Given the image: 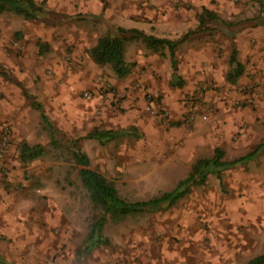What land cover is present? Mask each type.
Returning a JSON list of instances; mask_svg holds the SVG:
<instances>
[{
  "label": "rangeland",
  "instance_id": "obj_1",
  "mask_svg": "<svg viewBox=\"0 0 264 264\" xmlns=\"http://www.w3.org/2000/svg\"><path fill=\"white\" fill-rule=\"evenodd\" d=\"M101 2L106 8L109 5V0ZM203 2L113 0L112 7L116 11L126 6L145 8L148 12L166 8L201 11ZM208 2L219 12L220 18L233 23L256 16L259 9L256 0ZM262 2L264 4V0ZM137 18L147 19L140 14ZM195 18L198 21V13ZM106 20V17L98 22L94 19L85 25L91 26L89 31L104 30L100 33L105 36L108 25L102 23ZM23 25H26L23 18L15 13L0 19L2 63L30 58L27 41L17 39L16 32H11L12 27L21 29ZM185 33L170 37L178 39ZM235 38L209 32L190 36L177 47L176 59L180 67L196 65V74L190 75L195 78L185 81V87L178 90L168 86L163 76L154 75L152 86L157 89L146 86L141 91L142 106L138 110L140 120L145 119V127H137L136 136L120 138L105 147L95 141L80 143L79 148L89 157L90 168L112 181L121 198L140 202L172 192L187 177L193 162L213 157L214 149L224 150L225 158L232 159L254 150L264 141L263 128L258 123L249 128L243 111L254 109L255 98H264V75H261L264 74V49L255 55L248 54L246 48L239 52L245 73L240 82L230 85L225 81V74ZM261 39L264 40L263 35ZM248 45L256 47L252 39ZM140 49L141 54L149 51L139 42L129 43L126 55L137 54ZM163 52L166 57L162 62H167L168 67V50ZM257 56L262 61L260 72L254 71ZM163 66L160 64L161 68ZM17 68L19 72H27L20 66ZM143 71L145 69L140 70ZM258 72L261 79L253 80ZM109 74H112L109 68L100 67L94 78V82L107 86V93L113 88L107 81ZM44 75L54 76L47 69ZM23 77L26 85L29 77L34 80L32 75ZM34 82L38 83V79ZM4 86L0 77V102L8 104L10 100L4 95ZM52 87V91L56 90L54 85ZM87 90L80 92V98H84ZM107 93L100 94L102 109L106 107V110L99 108L94 113L93 129H108V120L119 114L127 118L125 114L129 109L108 106ZM165 98L169 105L164 104ZM43 108L48 119L59 127V112L52 113L46 104ZM0 112L5 115L0 119V129L9 136L0 158V264H246L264 254V150L258 151L253 164L249 161L240 171L241 176L236 171L231 173L229 180L234 185L241 180L243 191L231 193L223 183L225 176L210 175L204 184L193 185L188 195L171 206L163 204L153 211L120 220L107 217L103 235L109 244L81 256L79 249L101 212L79 184L80 168L71 161L66 144L61 142L67 141L68 136L59 134L57 138L62 147L52 148L50 135L43 130L45 113L29 107L26 102L13 108L14 116L4 114L1 107ZM12 120L14 123L9 124ZM241 120V125H237ZM150 121L156 122L157 128ZM22 142L40 144L48 153L21 164L18 146Z\"/></svg>",
  "mask_w": 264,
  "mask_h": 264
},
{
  "label": "crops",
  "instance_id": "obj_2",
  "mask_svg": "<svg viewBox=\"0 0 264 264\" xmlns=\"http://www.w3.org/2000/svg\"><path fill=\"white\" fill-rule=\"evenodd\" d=\"M35 1L37 2V0ZM193 1L195 2L196 0ZM203 1V8H206L216 15L219 13L213 9L212 5H209L210 3L208 1L211 0ZM44 2V7L49 13L48 15L52 14L50 15L51 18L44 16L38 20L23 19L26 25H23L21 29L19 28L13 30L12 27L11 32H23V39L27 41L26 49L29 51L28 55L30 58L26 59L25 57L18 61L8 60V63H2V61H0L1 68L5 74H0L1 79L5 84L2 90L5 92L4 95L10 100L8 104L0 102L2 112L4 114L7 113L8 116L9 113L14 116L13 108L16 105H20L24 102H26L29 107L33 108L31 104H29V100L25 98L23 89L19 86L20 84L28 91L30 95L35 97L36 102L42 108L46 104L47 107L49 106L52 113L56 114L59 112L57 117L59 121V127H56L54 122L49 120L57 130V136H80L74 140L68 139L67 137V141L65 142L60 140L63 144L70 145L74 141H77V145L79 147L82 141H95L84 139L87 134L95 129L113 130L117 132L129 130V132H131L129 135L119 137L118 139L136 136V128L145 127V119L140 120L141 112L138 110V108H141L142 106L141 91L146 86L150 87L151 89H157L154 85L152 86L154 83V75L156 78L163 76V80H167L168 86H170L169 82L172 75L170 62L167 67V62H162L165 57H161L159 54L152 53L150 50L146 54H141L142 51L140 49L137 51V54H130L129 57L125 52V61L128 63H133L134 68L132 72L124 79H118L113 73L109 74L107 81L109 85H112L113 88H111V92L107 93L109 90L105 84L101 83L100 81L94 82V78L99 72L100 67L97 66L87 54V49L94 45L98 38L102 37L103 33L101 34L100 31L104 32V30H99L98 32L96 30L89 31V27L91 26L85 24L89 21H93L94 19L96 22H98L100 18L103 19V17H106V22L102 23V25H108L106 32H109L108 27L111 25L115 28L120 27L124 29L140 30L147 35H153L157 38L176 40L170 36L176 33H187L189 30H194L197 27L198 21L195 16L196 13H198L199 17L202 9L201 11H174L172 8H166L148 12V9L145 10V8L137 9L136 7L129 8L126 6L123 9L120 7L118 11H116L115 7H112L113 0H109V5L107 8L101 4V0H45ZM6 14L0 16V19ZM139 14L147 19H138L137 16ZM4 27L5 25H3L1 28L2 32L6 30ZM261 35L264 36V25H256L241 29L234 40L235 47L238 51V56L239 52L244 50V48L247 49V52L250 55H255L257 52H260L262 49H264V40L261 39ZM250 39H252L253 42L255 41V48H253V45L251 47L248 45V41ZM38 44H44L47 46L42 48L43 52L40 54L38 53ZM30 54L33 56L31 57ZM156 57H158V59H156ZM257 58H259V56H257L256 59L254 58L253 62L255 64L254 71H259L258 69H260L262 64V61ZM0 60L2 59L0 58ZM238 60L243 64V61L239 57ZM162 63L164 64L163 68L160 67V64ZM17 66H20L21 69L27 70V72H19L20 68H17ZM12 68H14L16 71H13ZM46 69L51 71L54 76H45L44 71ZM143 69H145V71L141 73L140 70ZM196 69V65L185 67H180L179 64L177 65V75L182 78L184 82L183 87H185V81L195 78L190 75H195ZM259 72L255 74L253 80L261 79V73ZM25 74H27L28 77L29 75H32L34 80L38 79V83H35L34 80L29 77V79H27L28 83L26 85L23 82V75ZM261 75L263 76L264 74ZM241 80L242 78L239 80V82ZM53 85L56 88L54 91L51 89L53 88ZM183 87L172 88L181 90ZM84 89H88V92H86L88 93V97H84L82 99L80 98V92ZM101 93H107L106 96H109V100H107L109 107L118 109L124 108L129 109V111H127L125 114V117H127L126 119H123L124 115L122 116L120 114L109 119L108 129H93V119L95 118L94 113L99 108L101 110H106V107H103L102 109V102H100ZM36 97H39L41 101L39 99L37 100ZM164 104H170L166 102V98L164 99ZM253 104V110L247 108L243 110L247 115V123H249L248 127L251 128L252 124L258 123L264 130V98H255ZM116 113L117 112L115 111L114 114ZM102 114L104 115L103 112ZM1 118H5V115H2L0 112V119ZM133 119H136L137 121H133ZM242 122L243 121L241 120L237 125H241ZM8 123L12 124L14 121H8ZM150 123H152L154 127L157 128L156 122L150 121ZM43 130L47 131L45 128H43ZM262 143H264V141ZM227 144H229V142H227ZM254 150H251L250 152H253ZM222 151L224 152V150ZM242 156L244 155L239 157ZM236 158L226 159L224 152L225 160L231 161ZM256 160L257 158L255 157L251 161V164H253ZM249 163L250 162L246 163L245 165H238L221 174L222 178L224 176L226 177V180L223 183H225V186L228 187L229 192L231 191V193H239L240 191H243L242 184H240L241 180H239L237 184L235 183L234 185L229 180V177L233 171L238 172L241 176L240 171L244 170ZM235 214L237 215L238 211Z\"/></svg>",
  "mask_w": 264,
  "mask_h": 264
},
{
  "label": "trees",
  "instance_id": "obj_3",
  "mask_svg": "<svg viewBox=\"0 0 264 264\" xmlns=\"http://www.w3.org/2000/svg\"><path fill=\"white\" fill-rule=\"evenodd\" d=\"M256 1L259 5L258 15L236 23L226 22L213 12L206 8H202V12L198 17L197 27L194 30H189L176 40L157 38L136 29L115 28L110 26L108 34L98 38L95 44L87 49V54L97 66L107 67L118 79H124L134 68L133 63L125 61V52L129 43L139 42L152 53L159 54L161 57H166L163 51L167 49L172 70L169 82L170 86L181 88L184 82L182 78L177 75V47L184 43L190 36L197 33H225L234 37L245 27L264 25V5L262 0ZM6 13H15L24 20H38L44 16L50 17V15H52H48L49 13L44 7V1L38 3L35 0H0V16ZM14 37L20 40L23 39V34L19 31L14 34ZM45 47L47 46L44 44H38V53H42V48ZM228 64L229 69L225 74V81L230 85H236L239 79L244 75L245 67L238 60V51L234 41L231 45ZM0 74L5 75L1 65ZM19 86L23 89V94L25 98L29 100V104H31L35 110L44 114L43 108L36 102L35 97L30 95L23 86L20 84ZM43 119L46 125L45 129L50 135L49 145L52 148L62 147L59 145L57 130L51 124L47 116H44ZM130 133L129 130L117 132L113 130L95 129L87 134L84 139L95 140L100 146H106L119 137L129 135ZM77 143V141H74L72 144L64 146L69 150L71 161L80 168L77 174L79 184L87 193L90 202L101 212V216L92 223L87 237L82 247L79 249V254L81 256L87 255L92 250L98 249L101 246L108 245L109 241L103 235V228L107 217L112 220H120L130 215L141 214L144 211H153L155 208L162 207L163 204H165L166 207L171 206L173 203L188 195L193 185L204 184L210 175L219 178L223 172L252 161L256 157L258 151L264 150V143H262L259 144L253 152L227 161L224 159V152L217 148L213 152V157L199 158L193 162L189 174L185 179L179 182L176 190L159 194L146 201L128 202L121 198L112 181L90 168L88 156L81 151ZM18 151V158L21 164H28L48 153V150L42 145H29L26 142H22L18 146ZM246 264H264V254L252 258Z\"/></svg>",
  "mask_w": 264,
  "mask_h": 264
},
{
  "label": "built area",
  "instance_id": "obj_4",
  "mask_svg": "<svg viewBox=\"0 0 264 264\" xmlns=\"http://www.w3.org/2000/svg\"><path fill=\"white\" fill-rule=\"evenodd\" d=\"M84 97H88V93H84ZM8 142H9L8 133L0 129V158L3 156L7 148Z\"/></svg>",
  "mask_w": 264,
  "mask_h": 264
}]
</instances>
